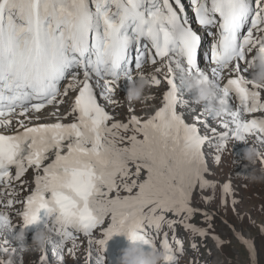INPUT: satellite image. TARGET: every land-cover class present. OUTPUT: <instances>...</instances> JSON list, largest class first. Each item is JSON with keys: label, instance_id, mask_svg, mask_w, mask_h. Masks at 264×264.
I'll list each match as a JSON object with an SVG mask.
<instances>
[{"label": "snow or ice", "instance_id": "1", "mask_svg": "<svg viewBox=\"0 0 264 264\" xmlns=\"http://www.w3.org/2000/svg\"><path fill=\"white\" fill-rule=\"evenodd\" d=\"M192 3L200 26L218 32L209 56L211 72L198 66L200 39L170 0H0V128L15 125L13 134H0V184L13 178L12 169L16 180L29 169L34 172V191L19 214L22 228H14L11 216L0 212V235L4 229L9 239L22 231L27 236L34 227L45 231L55 219L57 230L49 234L46 249L57 252L61 264L62 251L57 250L69 242L75 246L80 238L88 243L90 264H106L96 249L106 254L117 237L158 254L155 237L165 225L175 228L169 214L183 218L187 231L208 238L189 223L195 215L191 197L207 183L202 179L205 145L214 142L219 152L230 141L245 144L252 137L264 147V118H254L264 116V89L243 75L254 76L248 56L264 44V0ZM148 65L159 75H134ZM197 74L207 76L225 105L223 132L212 133L215 141L178 113V108L198 105L196 99L178 98L179 87L197 96L190 91ZM121 80L130 88L164 83L161 107L146 120L115 121L97 99L110 102L112 85ZM72 93L63 117L72 116V122L62 123L54 110L50 118L55 122L33 124ZM209 112L206 104L205 116ZM249 150L245 147L243 159ZM49 154L51 162L45 164ZM15 203L0 199L3 208ZM97 233L103 238L97 239ZM177 249L183 256L184 245ZM163 253L167 264H179L167 236Z\"/></svg>", "mask_w": 264, "mask_h": 264}, {"label": "rangeland", "instance_id": "2", "mask_svg": "<svg viewBox=\"0 0 264 264\" xmlns=\"http://www.w3.org/2000/svg\"><path fill=\"white\" fill-rule=\"evenodd\" d=\"M144 112L147 113V111ZM121 113L124 111L122 110ZM119 134L131 135L124 132ZM233 144L239 150L249 146L250 140L247 139L245 144L236 141L231 143ZM204 154L212 163L218 159L219 163L205 168L202 179L207 183L196 188L191 197V205L202 210L206 209L214 213L215 217L209 223L195 214L189 223L195 229L207 232L208 238L205 239L187 231L183 218L172 214L167 216V220L175 222V228L170 229L165 225L164 232L168 235L172 234V237L182 240L186 247H190L184 252L187 257L185 264H264V178H262L264 173L262 169L257 168L256 163L249 162L247 158L243 159V154L234 158V152L220 153L212 152L210 149H205ZM205 160L203 157V161ZM229 179L232 184L233 200L224 191V185ZM239 233L248 242L247 245L239 242L236 237ZM220 243L223 245L222 248L218 247ZM72 248H80L82 261L86 263L84 246L75 245L69 250ZM31 249L35 253V247ZM254 251L256 256L252 257ZM69 256L70 260H73L72 252ZM34 259H36L35 256H28V260Z\"/></svg>", "mask_w": 264, "mask_h": 264}, {"label": "clouds", "instance_id": "3", "mask_svg": "<svg viewBox=\"0 0 264 264\" xmlns=\"http://www.w3.org/2000/svg\"><path fill=\"white\" fill-rule=\"evenodd\" d=\"M249 68H255V74L251 83H254L258 88L264 89V44L260 45L259 49L256 51V55L249 61ZM146 87L147 83L145 82L133 86L130 88L125 99L129 103L141 101ZM192 90L198 93V105H209V113L211 115H218L220 119H223L225 105L217 100V91L212 87L206 75L197 74L190 91ZM258 155L259 154L254 149H250L246 153V158L249 162L255 163V157H258ZM56 230V220L53 219L51 225L45 231H38L35 233L33 243L42 250L47 243L49 234ZM16 239L19 242H23L26 239L25 233L22 231ZM118 264H167V259L162 253L150 255L148 252L144 251L143 248L132 244L129 249L123 252L122 258L119 260Z\"/></svg>", "mask_w": 264, "mask_h": 264}, {"label": "bare ground", "instance_id": "4", "mask_svg": "<svg viewBox=\"0 0 264 264\" xmlns=\"http://www.w3.org/2000/svg\"><path fill=\"white\" fill-rule=\"evenodd\" d=\"M154 103H156V101H154ZM146 104H149V103H146ZM149 114H150V113H149ZM151 114H153V113L151 112ZM203 157H205L204 154H203ZM205 161H206V160H205ZM30 247H31V248H32V247H35V249L37 248V246H36L35 244H31ZM186 248L189 249L190 247H186ZM39 258H40V256H39ZM62 258H63V259H67V258L64 257V256H62ZM38 260H39V259H38ZM60 264H61V263H60Z\"/></svg>", "mask_w": 264, "mask_h": 264}]
</instances>
